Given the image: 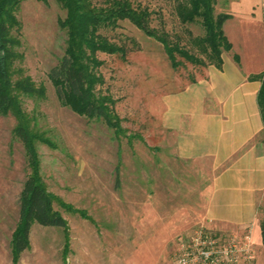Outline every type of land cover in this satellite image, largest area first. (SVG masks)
<instances>
[{
    "label": "rangeland",
    "instance_id": "1",
    "mask_svg": "<svg viewBox=\"0 0 264 264\" xmlns=\"http://www.w3.org/2000/svg\"><path fill=\"white\" fill-rule=\"evenodd\" d=\"M103 4L106 0H93ZM152 13V28L168 33L201 56L191 38L204 34L198 24L182 25L179 0H130ZM216 0L215 14L239 17L250 11V0ZM254 1V0H252ZM66 12L55 1L28 0L17 19L22 25L20 67L45 96L23 98L22 108L34 116L51 145L37 143L39 171L48 191L91 220L55 206L69 225V238L57 228L33 225L30 248L16 262L12 239L20 221V195L32 174L26 150L14 136L13 115L0 117V264H170L179 240L203 229L214 173L209 161L181 159L175 136L164 127V99L184 89L205 69L182 60L173 69L161 44L129 22L109 37L129 49L126 60L99 54L104 62L103 92L116 101L123 134L61 105L49 74L63 58L67 35L59 22ZM240 22L224 27L230 42L241 44ZM235 35V36H234ZM260 37L256 67L263 64ZM203 57V56H201ZM252 64L245 60L246 69ZM260 136L256 141L262 140ZM225 236H234L228 232Z\"/></svg>",
    "mask_w": 264,
    "mask_h": 264
},
{
    "label": "trees",
    "instance_id": "2",
    "mask_svg": "<svg viewBox=\"0 0 264 264\" xmlns=\"http://www.w3.org/2000/svg\"><path fill=\"white\" fill-rule=\"evenodd\" d=\"M26 1L0 0V117L13 115L16 119L14 136L22 142L32 171L20 195V221L12 239L16 262L30 248L31 228L35 224L62 229L66 239L69 238L68 222L55 206L91 220L85 212L74 210L51 194L40 176L36 144L51 145V142L38 129L35 117L22 108L23 98L39 99L46 92L44 87H37L20 67L24 54L20 52L22 25L17 14ZM37 1L47 3L49 0ZM55 1L66 12L59 25L67 35L64 56L49 74L56 95L62 106L69 107L80 116L103 122L117 136L124 131L116 112V101L109 93L103 92L106 82L100 70L104 62L98 55L126 60L129 49L109 37L122 22L131 23L161 44L175 70L182 65L180 60L198 67L214 66L222 70L223 53L233 48L224 30L225 23L232 16H216V0H179L176 7V15L182 25L198 24L202 27L203 36L191 38V45L203 57L183 47L180 37L174 41L164 29L152 28V13L146 8L135 7L130 0H106L100 5L93 0ZM235 61L240 62L237 55ZM257 79L262 83L258 105L264 124V74ZM261 237L264 245V208Z\"/></svg>",
    "mask_w": 264,
    "mask_h": 264
},
{
    "label": "crops",
    "instance_id": "3",
    "mask_svg": "<svg viewBox=\"0 0 264 264\" xmlns=\"http://www.w3.org/2000/svg\"><path fill=\"white\" fill-rule=\"evenodd\" d=\"M240 2L233 0L229 7ZM249 8L242 17L230 9L232 18L224 26L240 22L244 41L231 42L232 50L223 53L222 70L208 67L184 89L165 96L163 123L175 136L181 159L211 163L207 226L249 237L255 255L245 264H264V138L256 141L264 137L258 105L262 83L257 79L264 74V60L261 67L255 66L260 37L264 52V0H250ZM246 59L253 67L246 69Z\"/></svg>",
    "mask_w": 264,
    "mask_h": 264
},
{
    "label": "built area",
    "instance_id": "4",
    "mask_svg": "<svg viewBox=\"0 0 264 264\" xmlns=\"http://www.w3.org/2000/svg\"><path fill=\"white\" fill-rule=\"evenodd\" d=\"M249 237L225 236L199 230L179 240L170 264H245L253 261Z\"/></svg>",
    "mask_w": 264,
    "mask_h": 264
}]
</instances>
